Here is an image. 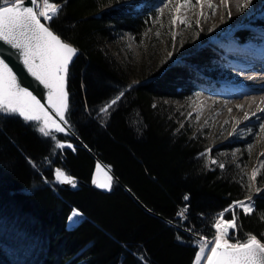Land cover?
<instances>
[{
	"label": "trees",
	"instance_id": "1",
	"mask_svg": "<svg viewBox=\"0 0 264 264\" xmlns=\"http://www.w3.org/2000/svg\"><path fill=\"white\" fill-rule=\"evenodd\" d=\"M50 2L60 10L49 28L77 49L65 82L71 134L44 138L31 123L0 114V264H193L198 238L215 233V214L250 196L237 164L209 165L199 131L163 103L186 100L198 75L156 64L153 33L162 35L163 26L149 27L151 9L135 10L129 0ZM120 32L140 51L136 67L102 47ZM161 41L170 45L168 37ZM190 52L186 62L210 75L212 57ZM56 141L75 148L59 149ZM97 161L114 178L108 193L88 186ZM55 169L83 185L61 187ZM260 174L252 213L233 207L224 214L236 216V239L254 234L264 242V168ZM73 212L81 219L67 230Z\"/></svg>",
	"mask_w": 264,
	"mask_h": 264
},
{
	"label": "snow or ice",
	"instance_id": "2",
	"mask_svg": "<svg viewBox=\"0 0 264 264\" xmlns=\"http://www.w3.org/2000/svg\"><path fill=\"white\" fill-rule=\"evenodd\" d=\"M249 2L250 0H245L239 6L240 9L247 7ZM30 3L34 7L24 6V0H3L0 4V42L8 46V48L0 47V112L18 114L27 121L38 122L39 130L47 136L52 130L64 131L46 111V106L61 121L65 120L66 76L69 64L77 50L62 41L45 23L41 22V18L44 21L52 20L60 10L59 6L50 0H30ZM207 6L213 7L210 3ZM181 7L191 10L195 4L192 0H169L164 4V8L169 9L170 22H175L172 11ZM160 11L162 13L163 9ZM179 23L187 24L188 21L180 19ZM5 56H11L22 64L37 85H42L47 90L46 106L32 91L21 85L18 74L7 62ZM119 99L120 97L117 96L101 111L106 112ZM245 119L248 117L246 116ZM260 128L261 132H264V125ZM56 146L64 147L59 143ZM250 149L251 145H249ZM260 167L264 168V162ZM96 171L98 178L93 182L101 188L110 187L111 178L106 174L102 181L99 179L100 165L96 166ZM259 174V169L253 171L251 177L253 183L256 182ZM55 176L58 182L75 186L72 179L60 170L56 171ZM233 207L242 208L245 214H251L253 211L252 205L244 201H238L235 205L224 209L215 220L216 231L213 239L208 240L200 236L199 250L195 254L194 264H202V262L203 264H264V242H261L254 234H247L244 239H236L234 232L238 225L235 214L229 220L224 219V212L231 211ZM77 215H79L78 212L73 213V216ZM179 215L183 216V212ZM229 229L233 230V234L230 235ZM233 240L235 242H231Z\"/></svg>",
	"mask_w": 264,
	"mask_h": 264
},
{
	"label": "rangeland",
	"instance_id": "3",
	"mask_svg": "<svg viewBox=\"0 0 264 264\" xmlns=\"http://www.w3.org/2000/svg\"><path fill=\"white\" fill-rule=\"evenodd\" d=\"M158 1L159 0H129V5H134L135 10L140 11L143 8H150L152 10L153 14L151 13V15L148 16V25L151 29L163 26L162 35H159V33H161L160 31H158L159 33H153V40L154 42H156L157 45H153L151 52L152 55L155 57L154 59H156V64H158L161 60V63H164L165 65H182L186 68H192L191 65L186 62L185 58L191 56L190 51L193 50L194 52H197L200 50L214 58L212 60V63L217 66L215 67V71H217V75L220 78L219 82L212 81L207 77L204 78V80L209 85L213 83L220 84L224 81H227V73L230 71L229 65L231 64V62L227 60V55L221 51L225 50L221 48V43H217L219 45H215L209 39H202L203 31L201 28V24L203 25L204 23L200 24V22L197 20L196 15H180V10L183 9V7H181V9L179 8L178 10L172 11V17L174 18L175 22H171L169 24L170 21L165 20V18H169V9L164 8V4L168 3L169 0H161L160 2ZM257 2L260 6L258 11H253L247 5V7H244L242 10L239 9L237 11V19L234 22L231 23L230 21H228L224 23V20L221 19V23L223 22V24H225L223 32L225 34L228 32L231 33L230 29L228 30L229 27L234 28L237 26L243 28L246 27L249 22H255L258 19H264V11H262L261 8L262 3L260 0H257ZM160 9H163L162 13ZM204 10L206 11L207 8ZM218 13H220L221 15L223 14L222 8L218 7ZM178 14L180 16H178ZM180 19H187L188 23L178 24L177 21H179ZM169 25L171 31L168 34L167 31ZM114 35V40L105 41L102 44V47L108 50L113 55V57L123 66L132 65L136 67L142 56L140 54V51L134 45L132 37L126 32H120V34ZM163 37H168V39H170V45L168 47L166 46L167 43L161 41ZM219 47L221 48V50ZM194 70L195 69H193V71ZM213 75L214 74H211L210 76ZM131 83H134L133 85H136L137 80L133 79ZM211 86H206L205 88H203L199 85H196L197 91H192L186 100L174 101L172 99H164L163 103L175 107V109L177 110V114L180 117H184V120L187 122L188 129H197L199 131L200 138L204 140V144H207V146L209 147L208 151L204 155V160L209 165H216L218 162H225L228 160H230L231 162L234 161V163L237 164L240 173L247 178L248 186L250 188V196L244 198L241 201H244L246 204H250L253 207L254 198L258 195V190L256 188L255 183H253L251 177L254 170L259 169L260 172L262 171L263 168H261L260 165L262 162H264V143L261 145H259L258 143L263 140L261 138L262 132L255 125L248 124L246 128L240 129L234 136L231 137L230 135L235 127L233 121L229 123L230 125L228 124L229 126H226L224 128L222 123H218L216 125L214 124V121L206 123V121L199 119L198 115H192V111L197 109L196 107L199 106V102L195 100V98L197 97V92H199V90L208 88L215 90V88H213L214 86ZM0 114L6 116L20 117L25 123H31L34 129L44 138H55L59 133H61H57L52 130L49 135L45 136L39 130L38 122L36 121H27L18 114H8L4 112H0ZM262 121L263 120L261 119L260 122ZM65 133L67 134L66 131H63L62 135H66ZM55 144L57 145V142H55ZM249 145H251L250 150ZM212 161H216V163H212ZM57 170L59 169H55L54 173H56ZM257 177L259 179L261 177V174L257 175ZM262 188H264V182ZM184 214L185 213L183 212V220H185L186 217ZM69 219L70 220L68 222L66 221L67 225L73 226L75 225V223L80 221L81 215H72L71 217H69ZM231 230L232 229H229V233ZM211 239H213V237ZM231 242L235 241L233 240Z\"/></svg>",
	"mask_w": 264,
	"mask_h": 264
},
{
	"label": "bare ground",
	"instance_id": "4",
	"mask_svg": "<svg viewBox=\"0 0 264 264\" xmlns=\"http://www.w3.org/2000/svg\"><path fill=\"white\" fill-rule=\"evenodd\" d=\"M192 2L195 4L194 8L189 10L183 7L179 14L196 15L200 24L204 23L203 25L201 24L203 31L202 39H209L213 44L221 43V48L227 50L231 57L235 56L241 59L250 54L256 57H264V34L249 36L257 43L252 48L251 53L242 51L241 49H237V52L228 49V47L234 45L232 40L233 33L228 32L225 34L223 32L225 28L223 22H234L237 19L239 6L245 0H192ZM209 3L213 5L212 8L207 6ZM202 4L203 6H201ZM247 5L253 11H258L260 8L257 0H250ZM218 7L222 8V15L218 13ZM206 8L207 12L204 10ZM179 14L178 16H180ZM221 19L224 20L222 23ZM177 22L179 24V21ZM255 22H260L264 25V20L262 19H258ZM247 71L248 69H242L237 66L232 67V70L227 73L228 80L223 82L222 85L230 87V84L237 83L238 89L234 92L225 93L214 89L203 91L204 99L199 101V106L192 111V115H198L199 119L206 121V123L212 121H214L215 125L222 123L224 128L229 126V123L233 121L235 127L232 130L231 137L240 129L246 128L248 124L255 125L261 130L260 126L264 125V111H262L264 110V82H262L264 81V71L259 75H248L246 74ZM206 99L210 101L209 105ZM246 116L248 119H245ZM261 119L263 120L262 122H260ZM261 138L263 140L258 142L259 145L264 143V132H262Z\"/></svg>",
	"mask_w": 264,
	"mask_h": 264
},
{
	"label": "water",
	"instance_id": "5",
	"mask_svg": "<svg viewBox=\"0 0 264 264\" xmlns=\"http://www.w3.org/2000/svg\"><path fill=\"white\" fill-rule=\"evenodd\" d=\"M24 6L34 7L30 3V0H24ZM54 34H56V33L54 32ZM56 35H58V34H56ZM61 40L64 41L65 43H68L65 40H63L62 38H61ZM71 46L74 47L73 45H71ZM0 47L8 48V46L7 45H3L2 42H0ZM74 48L76 49V47H74ZM9 51H14V50L9 49ZM5 59L10 64V66L14 69L15 73L18 74L19 82L21 83V85L24 86V87H26V88H28L30 91H32L37 96L38 99H41L42 100V102L46 106L47 105V90L44 89L42 85L41 86H38L37 85V82L34 81V79L30 75L27 74V72L23 68L22 64L18 63L13 57H11V56H5ZM47 109H50V108H47V106H46V110ZM57 119H60V118L57 116ZM60 144L61 145H64L65 148H69V149H73V147H74V145L71 144V143L62 142ZM67 145H71V147H67ZM97 165H100V167H101V174L99 176V179L101 181L103 180L105 174L108 177L111 178V180H110V187H108V188H101V187H98L96 185V183L93 182L94 180H96L98 178L97 177V171H96V166ZM65 175L68 176V177H70L72 179V181H73V183H74L75 186H73V184H69V183H60L61 187L67 188V189H70V190H76V189L79 188V184L83 185V183L80 182L77 178L72 177V176L67 175V174H65ZM113 179L114 178H113V176L111 174V171L108 169V167L106 165H104L103 163L97 161L94 164V170L92 172V175H91L90 182H89L88 186L94 187V188H96L97 190H99V191H101L103 193H108L110 191L111 187H112V181H113Z\"/></svg>",
	"mask_w": 264,
	"mask_h": 264
},
{
	"label": "flooded vegetation",
	"instance_id": "6",
	"mask_svg": "<svg viewBox=\"0 0 264 264\" xmlns=\"http://www.w3.org/2000/svg\"><path fill=\"white\" fill-rule=\"evenodd\" d=\"M49 112V115L50 116H52L55 120H56V118H57V116L55 115V113L53 112V111H48ZM64 121V120H63ZM56 122L58 123V124H62V123H59L57 120H56ZM63 125V124H62ZM61 126V125H60ZM64 126V125H63ZM68 131V133H70L71 134V130H67ZM58 142V141H57ZM75 146V145H74ZM93 170H94V168H93Z\"/></svg>",
	"mask_w": 264,
	"mask_h": 264
}]
</instances>
